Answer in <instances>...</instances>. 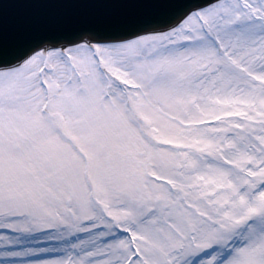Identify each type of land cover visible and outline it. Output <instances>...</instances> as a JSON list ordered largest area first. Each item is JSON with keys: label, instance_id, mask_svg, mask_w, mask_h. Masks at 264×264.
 Returning <instances> with one entry per match:
<instances>
[{"label": "snow or ice", "instance_id": "obj_1", "mask_svg": "<svg viewBox=\"0 0 264 264\" xmlns=\"http://www.w3.org/2000/svg\"><path fill=\"white\" fill-rule=\"evenodd\" d=\"M0 264H264V0H0Z\"/></svg>", "mask_w": 264, "mask_h": 264}]
</instances>
